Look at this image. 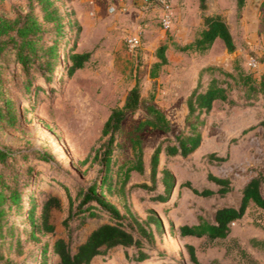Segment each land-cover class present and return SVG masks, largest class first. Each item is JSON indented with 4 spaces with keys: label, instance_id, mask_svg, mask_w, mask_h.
<instances>
[{
    "label": "rangeland",
    "instance_id": "1",
    "mask_svg": "<svg viewBox=\"0 0 264 264\" xmlns=\"http://www.w3.org/2000/svg\"><path fill=\"white\" fill-rule=\"evenodd\" d=\"M57 1L65 17L79 31L70 33L67 28L66 37L60 39L64 61L52 79L47 80L45 72L34 69L32 86L27 90L25 72L11 59L3 73L7 95L14 102L16 124H0V147L9 149L15 158L1 163L0 172L12 187L19 184L25 209L14 208L7 214L4 240L7 260L2 264L58 261L52 243L58 237L67 238L63 221L71 205L70 197L75 198L79 187H88L103 174L100 161L92 164L83 161L92 148L103 142L100 137L105 121L114 107L124 103L137 80L142 105L123 121L114 157L121 163L127 161L133 155V139H140L146 170L144 174L132 172L130 183H150V159L159 141L188 130L187 98L204 67L214 65L237 76L243 72L260 77L257 73L264 72V4L256 14L238 16L236 0H223L224 18L237 45L234 52H229L221 39L206 51L184 52L180 48L200 37L206 26L204 16L219 8L216 7L219 0H209L205 10L200 8L199 0L189 4L186 0H171L174 23L168 30L161 24L159 9L143 8L141 0ZM27 7L28 0H0V15L14 18ZM132 33L141 36V45L134 51L127 47V38ZM75 43L77 52H91V57L83 68L68 75V49ZM163 44L168 46V63L153 81L150 70L158 60L157 49ZM252 57L260 62L256 70L248 65ZM212 77L227 78L218 70L205 73L202 78L209 82ZM232 82L233 91L240 92V87ZM151 105L172 122L170 133L150 127L140 129L139 124ZM261 120H264V109L260 101L247 107L215 102L203 128L200 148L188 158L168 162L176 185L167 199L152 203L163 220L164 230L156 234L148 264H188L186 242L195 245L197 256L206 264L214 259L220 264H264V211L253 204L242 219L233 223L225 240L215 243L205 238L181 240L171 230V225L176 229L181 224L197 222L200 213L212 217L218 207L239 204L241 189L247 181L257 171H264V130L251 128ZM213 152L225 160L209 161L206 155ZM164 160L162 157L161 166ZM210 174L229 178L234 190L226 197L204 198L191 188L181 187L182 182L189 181L199 189L207 185L215 188L208 178ZM158 191H164L161 184ZM49 192L62 201V208L51 212L55 232L37 233L32 237L27 209L36 203L39 217L42 201ZM149 197L141 189L131 196L135 210L142 215L152 207L147 202ZM101 222L97 218L89 219L79 231L75 229L79 221L72 223L73 250ZM132 254V248L119 247L99 256L92 264H139L130 259Z\"/></svg>",
    "mask_w": 264,
    "mask_h": 264
},
{
    "label": "trees",
    "instance_id": "2",
    "mask_svg": "<svg viewBox=\"0 0 264 264\" xmlns=\"http://www.w3.org/2000/svg\"><path fill=\"white\" fill-rule=\"evenodd\" d=\"M200 8L207 9V0H199ZM237 15L241 16L246 0H236ZM205 29L195 41L183 45L180 50L206 51L212 47L217 39H221L229 52H234L237 45L230 27L221 14H207L204 16ZM67 19L58 5L57 0H28L26 11L16 13L14 18L0 15V124H16V111L13 100L7 95V86L3 77L6 63L11 59L16 66L25 72V86L29 90L32 86V71L40 70L47 80H51L57 68L61 67L64 57H61L60 39L66 37L67 28L70 33L78 32ZM79 28V27H78ZM167 44L158 47L155 61L150 70V78L155 81L160 70L168 63L166 51ZM91 52H77L76 43L68 49V75L84 67L89 61ZM220 71L227 76L226 79L212 77L209 82L203 81L205 73L213 74ZM241 91H233V82ZM223 101L230 106H254L258 101L264 109V74L260 77L250 73L241 72L238 76L223 68L208 65L200 72L197 85L187 98V123L188 130L178 133L175 137L162 138L155 147L150 159V183H130L131 173L144 174L146 170L144 151L140 139L132 141V157L121 163L114 157L117 140L121 135L122 123L129 114L135 113L142 105V92L139 80L130 90L122 105L112 109L102 128L100 140L103 142L92 148L83 163L101 162V179L91 183L88 187H79L75 198L70 197L68 215L63 225L68 231L66 237H58L52 243V251L58 257L55 264H92L99 256L119 247L132 248L131 260L139 264H148L151 259L149 250L156 243V234L164 230L163 220L156 210L154 202H162L176 185V178L168 167V162L177 158H188L201 146L203 128L211 113L214 103ZM140 129L150 127L164 133L172 131V122L167 116L154 106H149L146 116L139 124ZM251 128H263L261 120ZM7 148L0 147V164L13 159ZM164 157V164L161 160ZM209 161H224L225 158L215 152L206 155ZM31 168V169H30ZM29 170L33 167L30 166ZM31 172V173H32ZM209 180L216 186H204L201 189L194 187L191 182L181 183V187L191 188L196 194L204 198L226 197L234 186L227 177L210 174ZM162 185L164 191L159 192L158 186ZM59 185V184H58ZM60 186V185H59ZM264 171L260 170L252 176L241 189V198L238 205H224L218 207L212 217L204 214L197 216V222L184 223L176 229L171 225L172 233L184 240L188 236L205 238L210 243L225 240L231 233L234 222L242 219L251 204L264 211ZM61 188L68 191L63 185ZM143 190L150 194L148 204L152 207L145 209V215L135 210L131 196L136 190ZM73 202H77L74 205ZM16 208L25 209L21 187L19 184L12 187L8 178L0 172V264L7 257L5 255V230L8 225L7 214ZM62 208L61 199L48 193L42 201L40 216H36L37 204L32 203L27 209L28 219L31 222L29 230L32 237L37 233H54L55 225L51 223L53 209ZM100 219L102 222L95 227L83 242L76 245L73 250L72 223L79 221L76 230L89 219ZM13 239V238H12ZM12 246V244H10ZM147 247V248H146ZM189 257L188 264H206L197 256L193 244H184ZM151 248V249H150ZM48 244L43 251L45 256ZM43 264H47L44 262ZM186 264V263H185ZM207 264H220L214 259Z\"/></svg>",
    "mask_w": 264,
    "mask_h": 264
},
{
    "label": "built area",
    "instance_id": "3",
    "mask_svg": "<svg viewBox=\"0 0 264 264\" xmlns=\"http://www.w3.org/2000/svg\"><path fill=\"white\" fill-rule=\"evenodd\" d=\"M143 8L157 7L160 11V21L164 29L168 30L173 26L174 13L171 0H141ZM141 45V36L139 33H132L127 38V47L130 51H134ZM248 65L252 70L260 67V62L252 57L248 61Z\"/></svg>",
    "mask_w": 264,
    "mask_h": 264
},
{
    "label": "crops",
    "instance_id": "4",
    "mask_svg": "<svg viewBox=\"0 0 264 264\" xmlns=\"http://www.w3.org/2000/svg\"><path fill=\"white\" fill-rule=\"evenodd\" d=\"M192 3L193 1L192 0H186V3L187 4H189V3ZM199 4H200V2H199ZM263 4H264V2H263ZM207 5L209 6V0H207ZM222 8H221V7ZM261 6H263V5H261ZM216 7H219L216 11H213V13L212 14H221L222 16H225V14H224V10H223V0H219V2L216 4ZM250 0H246V4H245V6H244V8H243V10H242V15H243V13H245V14H247V13H250ZM259 10V9H258ZM229 25V24H228ZM231 30V29H230ZM167 52V51H166ZM166 55H167V53H166ZM262 69L264 70V64H263V67H262ZM264 74V72H262V73H257V75H263ZM215 104V103H214ZM163 132V131H162ZM187 238H198V237H193V236H188V237H186L185 239H187ZM186 243H189V242H186ZM190 244H192V243H190ZM194 245V244H193ZM195 246V245H194ZM95 261V260H94Z\"/></svg>",
    "mask_w": 264,
    "mask_h": 264
},
{
    "label": "water",
    "instance_id": "5",
    "mask_svg": "<svg viewBox=\"0 0 264 264\" xmlns=\"http://www.w3.org/2000/svg\"><path fill=\"white\" fill-rule=\"evenodd\" d=\"M264 0H250V13L256 14L258 12V9L263 4Z\"/></svg>",
    "mask_w": 264,
    "mask_h": 264
}]
</instances>
